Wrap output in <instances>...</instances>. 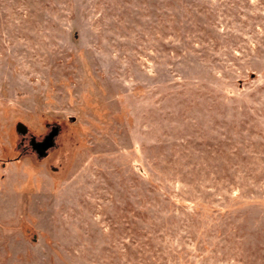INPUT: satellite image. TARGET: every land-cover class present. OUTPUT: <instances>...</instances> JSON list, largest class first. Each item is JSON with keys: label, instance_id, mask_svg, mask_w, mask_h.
<instances>
[{"label": "rangeland", "instance_id": "1", "mask_svg": "<svg viewBox=\"0 0 264 264\" xmlns=\"http://www.w3.org/2000/svg\"><path fill=\"white\" fill-rule=\"evenodd\" d=\"M0 264H264V0H0Z\"/></svg>", "mask_w": 264, "mask_h": 264}, {"label": "water", "instance_id": "2", "mask_svg": "<svg viewBox=\"0 0 264 264\" xmlns=\"http://www.w3.org/2000/svg\"><path fill=\"white\" fill-rule=\"evenodd\" d=\"M26 130V127L21 123H16L15 131L23 134ZM58 128L56 126H52L48 133L42 137L40 140L29 141L30 148L34 151L37 158L44 157L47 150L52 148L54 144V137L57 135Z\"/></svg>", "mask_w": 264, "mask_h": 264}, {"label": "flooded vegetation", "instance_id": "3", "mask_svg": "<svg viewBox=\"0 0 264 264\" xmlns=\"http://www.w3.org/2000/svg\"><path fill=\"white\" fill-rule=\"evenodd\" d=\"M34 140V139H33ZM33 153H34V151L33 150H31ZM35 154V153H34Z\"/></svg>", "mask_w": 264, "mask_h": 264}]
</instances>
